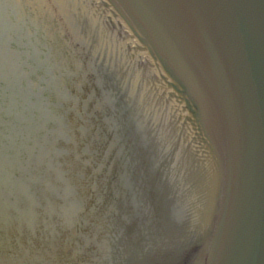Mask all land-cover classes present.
Returning a JSON list of instances; mask_svg holds the SVG:
<instances>
[{
  "label": "water",
  "instance_id": "1",
  "mask_svg": "<svg viewBox=\"0 0 264 264\" xmlns=\"http://www.w3.org/2000/svg\"><path fill=\"white\" fill-rule=\"evenodd\" d=\"M82 1L154 131L129 203L59 264H264V0Z\"/></svg>",
  "mask_w": 264,
  "mask_h": 264
},
{
  "label": "rangeland",
  "instance_id": "2",
  "mask_svg": "<svg viewBox=\"0 0 264 264\" xmlns=\"http://www.w3.org/2000/svg\"><path fill=\"white\" fill-rule=\"evenodd\" d=\"M136 78L82 0H0V232L36 242V264L79 255L129 203L154 131Z\"/></svg>",
  "mask_w": 264,
  "mask_h": 264
},
{
  "label": "bare ground",
  "instance_id": "3",
  "mask_svg": "<svg viewBox=\"0 0 264 264\" xmlns=\"http://www.w3.org/2000/svg\"><path fill=\"white\" fill-rule=\"evenodd\" d=\"M44 3V2H43ZM118 192H121V188L120 187H118ZM122 194V193H121ZM120 193H118V196H120L121 195ZM9 232V231H8ZM3 234H5V235H2V234H0L1 235V237L3 238V240H4V244H5V246H8V247H15V246H21L22 244H20V243H18V242H16L20 237L18 236V238H17V236H16V239L12 242V244H11V242H9V240H10V238H11V233H7V232H4ZM29 244L32 246V247H36V243L35 242H32V241H30L29 242ZM11 249V248H10ZM39 258H40V256L39 257H37V262L39 263L40 261H39ZM15 259V255L14 254H12V256H11V258L8 256V255H4L2 258H0V260L4 263V261H7V262H10L9 264H11L12 262V260H14ZM4 260V261H3ZM15 261H17V260H15ZM61 263V262H60ZM33 264H34V262H33Z\"/></svg>",
  "mask_w": 264,
  "mask_h": 264
}]
</instances>
